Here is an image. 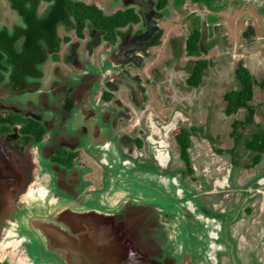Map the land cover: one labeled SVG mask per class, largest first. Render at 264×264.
<instances>
[{
    "label": "flooded vegetation",
    "instance_id": "obj_1",
    "mask_svg": "<svg viewBox=\"0 0 264 264\" xmlns=\"http://www.w3.org/2000/svg\"><path fill=\"white\" fill-rule=\"evenodd\" d=\"M116 1L119 0H66L64 7H59L61 3L58 0H0V140L22 154L35 151L39 154V148L43 145V154H46L48 162L60 167L61 174L75 171L79 189L89 195L99 192L98 187L104 185L108 176L106 168L101 167L106 162L105 156H101L97 150L105 148L108 152L109 145L123 151L127 157L123 164L127 168L142 166L149 171L153 169L162 183L163 179H169L167 175L173 173L171 181L180 186L184 202L194 200L196 203L194 212L185 204L186 218H196L202 222L211 239L221 242L213 248L220 254H214L208 264H238L234 261L236 255L233 256L235 246L240 250L238 259L245 258V264H252L250 258L254 255L259 259V264H264V182H260L264 174L253 184L257 198L263 201L256 211L243 208L235 201L228 202L220 209L213 203L211 208L210 203L195 200L193 193L203 192L199 193V190L186 184V180L193 185L194 179L207 176L196 175V161L191 153L193 132L181 120L184 113L179 114L173 106L179 104L176 94L188 100L206 84L212 60L203 56L211 46L204 42L201 19L195 17L184 40L175 42L176 38H170L164 30L166 25H171V5L174 4L176 11H181L186 0L181 5L177 4V0L174 3L168 0L164 5L159 0H121L122 5L115 7ZM253 1L234 0V4L255 3L264 25V0ZM190 2L201 6L192 0ZM214 2L225 10L226 0ZM90 8L95 14L94 18H88ZM205 8L213 14L209 15L208 23L216 31L218 23H210L215 12ZM28 13L35 15L34 27L27 21ZM128 14L132 15L130 20L126 25H120L119 20ZM14 19L17 22L13 23ZM197 27L202 32V39L200 54L194 56L188 53L187 42ZM32 30L40 32L33 34ZM171 30L174 33V29ZM244 31L257 33L249 25ZM245 33L243 38L247 37ZM164 38L168 44L173 42L171 55L159 50ZM155 41L158 43L153 44ZM155 51H158L157 59L150 61ZM182 56L183 60H187V65L175 75L173 64ZM92 58L95 62L98 59L109 61L113 68H108L107 74L101 78L95 75L99 72L93 73L87 67V62ZM199 61H206L207 66L201 73V82L196 86L193 77ZM47 70L51 74H45ZM167 75L170 76L167 82H174L178 76L181 84L167 83L164 87L161 81ZM159 85V91L154 92ZM184 89L188 92V99ZM171 93L174 96L165 105L158 103L170 97ZM153 94L156 96L152 97ZM49 109L54 117L59 118V129L53 142L49 136L52 116ZM183 130L192 132L191 146L188 148L189 166L182 157L177 140ZM49 138L51 146L47 144ZM171 144L175 146L174 155L168 151ZM231 164L230 179L235 186L236 176L248 167H237L234 162ZM189 168L192 174L187 173ZM92 170L99 174L94 184L86 179ZM202 170L206 173L205 167ZM206 178L209 179L208 176ZM199 180L202 189H206L207 179ZM83 187H86V192L82 191ZM238 204L239 208L236 209ZM206 208L207 211L204 210ZM137 219H140V215H137ZM145 221L148 218L145 217ZM187 264H194L190 256Z\"/></svg>",
    "mask_w": 264,
    "mask_h": 264
},
{
    "label": "rangeland",
    "instance_id": "obj_2",
    "mask_svg": "<svg viewBox=\"0 0 264 264\" xmlns=\"http://www.w3.org/2000/svg\"><path fill=\"white\" fill-rule=\"evenodd\" d=\"M92 1L94 0H90V2ZM190 1L186 0V4L181 8V11H176L174 4L171 5L173 14L172 19L169 20L171 25H166L164 30V33L166 35L169 34L170 38H176L175 42L178 39L184 40V37L187 36L192 28L195 17H199L202 23L204 42L211 46L210 51L203 56L212 60L211 68L205 80L206 84L199 90H196L192 94V98L189 99L187 98L188 92L184 89L183 92L188 100L181 99V95L176 94L175 98L178 99L179 104H177L178 106L173 105L179 111V114L181 112L184 113H181L183 114L181 115V120L184 121L185 127L191 129L193 132L191 153L194 162L196 161V175L204 174L209 177V179L206 178L207 176L199 177V179H207L206 189H202L198 178L194 179L193 185L187 180L186 184H190L194 190H199V193L203 192V194L194 192L193 194L196 195L195 200L202 203L203 201L208 202L211 208L213 207V203L220 209L228 204V202L230 204L235 201L243 208L248 207L256 211L263 201L259 197L257 198L253 184L264 174V158L263 162L257 167H249L243 170L234 180L236 185L232 184L230 175L231 163L234 158L229 154H225V152L233 149L236 145L235 138L231 135L233 122L236 119L244 121L246 115L248 116V112L247 110H241L238 114L228 117L225 114L228 103L225 101L224 96L231 90L243 88L236 73V70L241 66L249 69L258 82L264 80L263 19L261 20V16L257 14V5L253 3L255 0L250 2L253 5L248 3H241L239 5L236 2L235 5L234 0H226L224 4L225 10L214 14L219 19L217 24L219 28L215 31L213 26L208 23L209 15L213 14H210L205 7L197 6ZM172 3H174V0H172ZM118 5H122L121 0L116 1L114 6ZM236 6H242V8ZM259 6L261 7V5ZM15 22L17 21L14 19L13 23ZM248 25L251 26L252 30L255 29L257 33L253 31L245 33L244 30L248 29ZM171 29H174V33ZM244 33L248 39L247 37L243 38ZM172 44L173 42L168 44L164 38V44L161 45L162 47H159V50L170 53V50L172 52ZM157 53L158 51L152 53L150 61H156ZM182 58L183 56L175 60L173 64L172 70L173 73L175 72V75L181 72L182 67L187 65V60H183ZM87 63L88 69L93 73L99 72L95 75H100L101 78L107 74L108 68L110 69L112 66L111 62L103 61V59L100 61L98 59L95 62L92 58ZM157 68L161 70L162 67ZM49 73V70L45 71V74L48 75ZM168 76H165L162 79L163 81H161V83H164L162 84L164 87L167 86V83L169 85L174 83L177 86L181 84V79L178 76H176L174 82H167V79H170V76ZM159 87L160 85L154 88V92ZM254 91L255 98L250 104L257 110L255 122L262 124L264 123V92L258 84L255 86ZM167 95L169 94L167 93ZM177 95H179V98ZM154 96L156 95L153 94L152 97ZM173 96L174 94L171 93L170 97L160 100L158 103L165 105ZM50 101L53 102L52 96H50ZM59 106L61 108V105ZM49 112L50 116L52 115L50 118L49 136L53 139L51 141L53 142L58 133L59 118L53 116L51 109H49ZM252 125L247 130L248 134L251 132ZM50 138L48 139L49 141L47 140L48 146H51ZM117 144L120 146L118 142ZM171 145L174 153L171 149H168V151L170 155H174L176 154L175 146ZM109 146L108 152L105 148L104 150H97L101 156L104 154V159L106 160L101 165L108 172L104 185L98 187L100 189L99 192L83 196L79 200H77V194L69 195L67 192H62L65 187L61 186V179L65 177V174L62 172L61 176L60 167L48 162L46 154H43V145L39 148V154L37 152L33 153V157L38 159L36 160L38 179L35 181L44 186V190L39 194H34V196L18 199L14 205V212L10 216L12 221L5 220L3 222L12 223L14 221L12 231L6 232L4 235L11 239H16L17 242H14L16 243L15 245H10L11 243L8 240L2 239L0 244V264H64L65 262L62 260V255L59 251L51 249V245L48 244L41 234L36 236L32 227L28 225L27 218L38 217L42 214L46 215L51 211L56 212L58 215L65 210H76L73 202H80L84 212L98 214L105 218L117 217V214L120 215L122 214L121 212L124 213L125 211L140 215V219H136L135 216L132 225L128 228L132 232L135 229L138 231L136 240L133 243L134 247L138 249L137 240L140 241L139 244L141 246L147 244L145 240L147 239L148 232L150 230L154 231L152 236L161 251L160 258L158 256L155 258L158 262L163 259L167 261V258H169L174 264H187L190 256V260L194 264H208L214 254H220L216 249L213 251V248H216L221 242H214L211 239L209 231L204 228L202 222L196 218L195 220L186 218L184 214L185 204L189 210L194 212L196 203L194 200L188 201V203L184 202L180 186H177L173 179L171 181L173 173L167 175L170 180L168 178L163 179L162 183L161 180H158L160 177H157L158 174H155L153 169L149 171V169L147 170L142 166L127 168L123 164L125 158H127L123 151H117L115 147ZM243 153V150L238 153L239 158H241ZM38 156H40V159ZM174 159L177 160L176 157ZM241 159L243 167L251 161L249 159ZM176 162L173 164L174 167ZM203 167L206 168V173L202 170ZM91 173L86 179L94 184L93 181H96L95 177L99 174H97L96 170H92ZM260 182L263 183L264 178ZM45 186L49 187V189H46ZM73 188H76V186H73ZM85 188L83 187L82 191L86 192ZM80 191L78 189V193ZM21 202H23L22 206ZM239 204L236 205V209L239 208ZM204 210L207 211L208 208ZM145 217L148 218V221H145ZM124 223V226H126L127 222ZM151 227L152 229H150ZM20 243L21 245L17 250L12 252L8 257L2 258L1 251L3 248L8 247L14 250ZM213 243L215 244L213 245ZM229 250L232 255L231 248ZM234 252L233 256L235 257L236 255L234 261L238 264H245V258L238 259V254H240L238 247L235 246ZM250 261L252 264H259V259L255 255L250 258Z\"/></svg>",
    "mask_w": 264,
    "mask_h": 264
},
{
    "label": "water",
    "instance_id": "obj_3",
    "mask_svg": "<svg viewBox=\"0 0 264 264\" xmlns=\"http://www.w3.org/2000/svg\"><path fill=\"white\" fill-rule=\"evenodd\" d=\"M0 146L3 147L0 148V244L2 239H5L11 243L10 245H15L16 239L4 235L12 231L14 221L3 222L12 221L10 216L18 199L39 194L44 190V186L35 181L38 179L36 174L38 159L33 157L36 151L22 154L14 148L7 147L2 141ZM64 174L65 177L61 179V186L65 187L63 193L69 194L71 191V195L77 194V200L89 195L81 191L78 193L79 183L75 171ZM73 186L77 187L73 188ZM45 188L49 189L46 186ZM22 204L23 202L21 206ZM73 206L76 210H65L58 215L51 211L46 215L27 218L28 225L32 227L36 236L41 234L51 245V249L59 251L66 264H174L169 258L160 262L155 259L157 256L160 258L161 251L152 236L154 232L150 230L152 227L145 240L147 244L141 246L140 241L137 240L138 249L134 247L133 243L138 231L135 229L132 232L128 228L135 219V213L125 211L120 215L117 214V217L105 218L84 212L80 202H73ZM124 222H127L126 226ZM20 245L21 243L14 250L3 248L2 258L8 257ZM10 250L12 251L9 252Z\"/></svg>",
    "mask_w": 264,
    "mask_h": 264
},
{
    "label": "trees",
    "instance_id": "obj_4",
    "mask_svg": "<svg viewBox=\"0 0 264 264\" xmlns=\"http://www.w3.org/2000/svg\"><path fill=\"white\" fill-rule=\"evenodd\" d=\"M163 5L168 2V0H159ZM185 0H177V4L181 5L183 4ZM195 3H199L201 6L207 7L210 11L219 13L223 11L222 5L216 4L215 0H192ZM59 7H64V3L66 0H58ZM28 22H30L31 26L35 24V15H31L28 13ZM95 14L91 12V8L89 9L88 18H94ZM132 15H123V17L119 20L120 25H126L127 22L130 20ZM219 19L216 16H212L210 18L211 24L218 23ZM37 26V25H36ZM34 27V26H33ZM199 27V26H198ZM195 28L188 38V46L187 50L190 55H199L200 54V42L202 39V32L200 28ZM39 29V28H38ZM40 30V29H39ZM39 30H32L33 34H36V32H40ZM158 42L155 41L153 44H157ZM197 72L195 73L193 79L194 84L196 86L199 85L201 82V76L203 70L207 66L206 61H199L197 62ZM236 73L239 77V80L242 85V89L239 90H231L228 93L225 94L224 99L228 103L227 108L225 110V114L230 117L233 115L238 114L241 110H247L248 116L246 115V118L244 121L240 119H236L233 124V130L231 132V135L235 138L236 145L233 149L229 150L228 154L232 155L234 160V165L237 167H240L241 158L243 159H249L250 163L248 162L246 164V167L252 168L253 166H256L257 164H260L263 157H264V123H256L255 122V115L257 114V110L250 104L254 98H255V91L254 88L258 84L263 92H264V80L261 82H258L254 77L253 74L249 69L246 67H239L236 70ZM253 124V125H252ZM251 128V132L248 134L247 130ZM244 131V133H242ZM189 130H183L178 134L177 140L179 142L182 157L184 160L188 163V166L190 165L189 160V153L188 148L191 146V134ZM245 140V141H244ZM240 149V150H239ZM243 150V154L241 155V158H239L238 153ZM245 160V161H246ZM250 164V165H249ZM188 174H192L191 168H189ZM188 194V193H187Z\"/></svg>",
    "mask_w": 264,
    "mask_h": 264
}]
</instances>
